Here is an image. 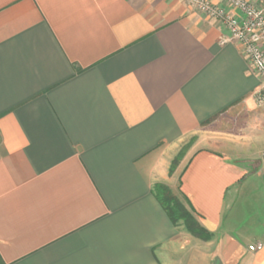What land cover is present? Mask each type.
Listing matches in <instances>:
<instances>
[{"label": "crops", "instance_id": "1", "mask_svg": "<svg viewBox=\"0 0 264 264\" xmlns=\"http://www.w3.org/2000/svg\"><path fill=\"white\" fill-rule=\"evenodd\" d=\"M224 34L184 0H0V264H264L260 80Z\"/></svg>", "mask_w": 264, "mask_h": 264}, {"label": "built area", "instance_id": "2", "mask_svg": "<svg viewBox=\"0 0 264 264\" xmlns=\"http://www.w3.org/2000/svg\"><path fill=\"white\" fill-rule=\"evenodd\" d=\"M184 1L222 26L225 34L221 42H232L240 46L249 70L260 80L254 99L264 115V0ZM262 155L264 156V149ZM248 248L258 250L262 248V244Z\"/></svg>", "mask_w": 264, "mask_h": 264}, {"label": "trees", "instance_id": "3", "mask_svg": "<svg viewBox=\"0 0 264 264\" xmlns=\"http://www.w3.org/2000/svg\"><path fill=\"white\" fill-rule=\"evenodd\" d=\"M160 186L161 185L154 187L155 196L171 222L175 225L178 219H182L189 231L196 237L203 240L208 239V232L198 223L197 220H195L193 215L185 208L176 195L173 194L167 186L162 185L161 188H159ZM157 188L162 189V192L164 193L163 196L162 194L159 195L157 193Z\"/></svg>", "mask_w": 264, "mask_h": 264}, {"label": "rangeland", "instance_id": "4", "mask_svg": "<svg viewBox=\"0 0 264 264\" xmlns=\"http://www.w3.org/2000/svg\"><path fill=\"white\" fill-rule=\"evenodd\" d=\"M193 11H196L194 8H191ZM196 12H198V11H196ZM199 13V12H198ZM252 99H253V101L255 102V99H254V94L252 95ZM256 104V103H255ZM194 141H195V137H191V138H189L188 139V143L187 144H185V145H183L182 147H181V149L179 150V152L175 155V156H173V159H172V161H171V168H170V170H174V168H175V166H177V164L179 163V161L182 159V157L187 153V151H188V153L190 152V147L192 146V144L194 143ZM159 185H163V186H167V185H165V184H156L155 186H159ZM154 186V187H155ZM161 186L159 187V188H161ZM168 187V186H167ZM159 188H157V193L159 194V195H161L162 194V196H163V192H162V189H159ZM169 188V187H168ZM170 189V188H169ZM173 193V192H172ZM173 194H177V192H174ZM161 196V197H162ZM176 197L180 200V202L184 205V203H183V201H182V199H181V197L177 194L176 195ZM185 206V205H184ZM186 208V207H185ZM194 217V216H193ZM195 218V217H194ZM196 220V219H195ZM175 226H177L178 227V229L180 230V231H182V233H183V231H185L186 233H188L189 235H191V236H193V237H196L193 233H191L190 231H189V229H188V227L185 225V222L182 220V219H178V221H177V223H175ZM196 238H199V237H196ZM199 239H201V238H199ZM203 240V239H202Z\"/></svg>", "mask_w": 264, "mask_h": 264}]
</instances>
